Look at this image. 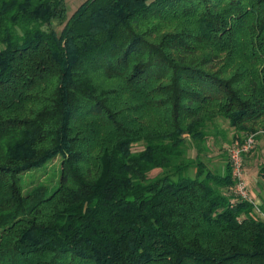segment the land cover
Listing matches in <instances>:
<instances>
[{
  "label": "trees",
  "instance_id": "16d2710c",
  "mask_svg": "<svg viewBox=\"0 0 264 264\" xmlns=\"http://www.w3.org/2000/svg\"><path fill=\"white\" fill-rule=\"evenodd\" d=\"M258 130L264 0H0V264H264Z\"/></svg>",
  "mask_w": 264,
  "mask_h": 264
},
{
  "label": "rangeland",
  "instance_id": "374dc122",
  "mask_svg": "<svg viewBox=\"0 0 264 264\" xmlns=\"http://www.w3.org/2000/svg\"><path fill=\"white\" fill-rule=\"evenodd\" d=\"M84 1L86 0H65L67 17H70ZM219 128L226 132L227 139L229 142H232L234 134L233 131L228 128L227 123H219ZM249 140L252 141L251 148L243 156L244 180L246 182L250 198H252L255 205L261 208L264 207V189H261V185L262 187L264 185V180L261 176H259V174L261 171L264 172V131L258 130L255 134L247 135L244 138L242 145L247 143ZM221 143L222 142H219L217 151L221 149L226 150L227 145L224 147L221 146ZM232 144L235 143L233 142ZM191 155H193V152H191ZM220 156L221 154L219 152L210 155L212 161L210 165L208 164L209 167L216 165V162L220 161ZM58 163L59 160L57 159L50 162L44 169L34 172L32 175H24L22 181L25 186V190L37 186H52L57 180L56 170L59 167ZM53 174H55L54 177ZM257 183L260 185V188L257 187ZM254 212L263 219L264 215L258 213L257 209H254Z\"/></svg>",
  "mask_w": 264,
  "mask_h": 264
},
{
  "label": "built area",
  "instance_id": "2783aa9c",
  "mask_svg": "<svg viewBox=\"0 0 264 264\" xmlns=\"http://www.w3.org/2000/svg\"><path fill=\"white\" fill-rule=\"evenodd\" d=\"M251 140L247 143L232 148L230 151V158L233 165V176L235 179V191L236 194L244 199H250L247 185L244 180V173H243V155L251 148Z\"/></svg>",
  "mask_w": 264,
  "mask_h": 264
}]
</instances>
